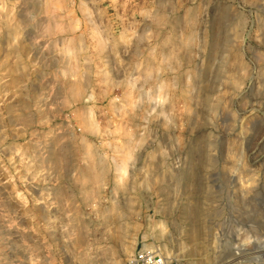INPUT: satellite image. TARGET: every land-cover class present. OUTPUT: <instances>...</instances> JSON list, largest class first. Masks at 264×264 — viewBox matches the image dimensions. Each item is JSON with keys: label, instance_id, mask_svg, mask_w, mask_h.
<instances>
[{"label": "rangeland", "instance_id": "rangeland-1", "mask_svg": "<svg viewBox=\"0 0 264 264\" xmlns=\"http://www.w3.org/2000/svg\"><path fill=\"white\" fill-rule=\"evenodd\" d=\"M264 264V0H0V264Z\"/></svg>", "mask_w": 264, "mask_h": 264}, {"label": "built area", "instance_id": "built-area-1", "mask_svg": "<svg viewBox=\"0 0 264 264\" xmlns=\"http://www.w3.org/2000/svg\"><path fill=\"white\" fill-rule=\"evenodd\" d=\"M126 264H173L164 254L151 248H142L136 251Z\"/></svg>", "mask_w": 264, "mask_h": 264}, {"label": "bare ground", "instance_id": "bare-ground-1", "mask_svg": "<svg viewBox=\"0 0 264 264\" xmlns=\"http://www.w3.org/2000/svg\"><path fill=\"white\" fill-rule=\"evenodd\" d=\"M163 254V253H162Z\"/></svg>", "mask_w": 264, "mask_h": 264}]
</instances>
